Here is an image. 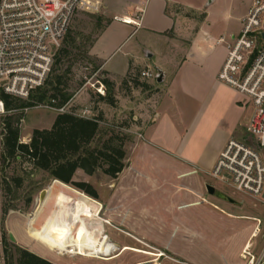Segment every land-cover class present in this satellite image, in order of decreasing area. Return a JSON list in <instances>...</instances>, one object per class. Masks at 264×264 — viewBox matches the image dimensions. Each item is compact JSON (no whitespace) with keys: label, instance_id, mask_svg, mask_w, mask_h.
I'll use <instances>...</instances> for the list:
<instances>
[{"label":"rangeland","instance_id":"374dc122","mask_svg":"<svg viewBox=\"0 0 264 264\" xmlns=\"http://www.w3.org/2000/svg\"><path fill=\"white\" fill-rule=\"evenodd\" d=\"M184 1L193 8L205 10L207 22L218 34L217 37H221L227 31L234 33L238 31L240 13H243L251 2V0H214L211 3H208L209 0ZM181 14L187 15L185 19L190 21H196L202 17L200 13L192 11H181ZM97 19L96 15L77 12L69 34L60 47L63 52L59 55L56 54L53 70H51L47 82H54L57 76L61 83L59 88L63 92L71 94V99L64 107L63 112L83 118L101 116L99 131L90 145L91 147L114 136L123 139L125 167L130 158L135 164V160L139 156V151H133V148L140 139L139 133L143 125L142 115L157 100L160 84H157L154 79L141 77V72L148 70L143 66L132 69L130 76L126 78V84H124V79L121 81L123 69L109 65L108 69L112 71L115 82L113 83L115 104L110 106L100 100V95L96 92L97 80H110V78L100 69L98 62L88 55V47L95 33L104 25L105 20ZM222 37L224 38L222 45L225 46L230 38L227 35ZM171 39L174 40L171 47L161 52V56L164 58L163 67L169 71L174 69L185 54L184 45L181 44L182 37L174 34L171 35ZM123 52L119 51L118 56L120 57ZM135 80L147 84V87H134ZM241 103L240 107L229 108L223 119V124L234 126V131L228 136L226 142L229 139H244L246 137L245 129L253 107L251 101L245 96ZM59 113H61L59 109L37 105L10 114H20L21 117V120L16 124L20 130L19 142L29 144L35 129H50ZM221 137L222 134L218 136L214 130L208 144L210 149L217 146ZM213 166L210 167L209 163L205 162L194 175L179 182L183 184L190 180L193 183L188 186L184 202L189 203L195 200L200 202L198 205L182 207L173 211L172 217L182 216L185 219H190L189 222L180 223L183 225L176 227L165 226L162 228L159 226L157 219L153 217L158 215L162 217L164 214L161 209L163 203L158 200L161 195L158 194V190H152L151 180L141 178L138 181L135 180L139 190L138 194L130 193L132 199L137 198L139 201L130 202L131 211L126 213L123 223H116L117 228L108 226L103 224L105 223L104 217L100 216L102 219L100 223L105 226V234L110 241L118 246L117 249L111 254L102 256L104 260L70 255L67 257L59 255L62 251H50L49 246L40 241L44 244L41 245L38 240L30 236L26 227L28 221L37 217V210L40 206V202L37 204V200L40 193L48 190L54 179L46 172L33 168L31 163L19 157L15 160H4L3 135L0 126V239L4 244L3 262L4 264H18V249L23 247L42 253L61 264H148L150 262H154V264H242L238 254L253 225L252 221L245 217L264 218V204L259 198L235 193L227 185L212 178L209 172ZM84 174L81 171H76L75 182L87 183ZM94 176L101 180L102 170L98 169ZM18 179L21 180L19 185L17 184ZM205 184L231 196L239 205L209 196L205 191ZM66 185L84 193L71 184ZM143 192L145 195H142ZM201 198L205 200L202 201ZM151 199L156 201L149 203ZM180 202L178 201L176 204L178 205ZM142 207H145V216L138 212V208ZM148 214L153 217H149ZM48 222L46 218L39 220V223L45 226L48 225ZM164 222L168 223L167 220ZM120 230L126 231L129 235ZM10 233L15 242L9 239ZM105 234H101L99 244L105 240ZM122 245L127 246L121 248ZM128 247L145 251L144 253L148 254L124 250Z\"/></svg>","mask_w":264,"mask_h":264},{"label":"crops","instance_id":"0c3cea01","mask_svg":"<svg viewBox=\"0 0 264 264\" xmlns=\"http://www.w3.org/2000/svg\"><path fill=\"white\" fill-rule=\"evenodd\" d=\"M85 1L89 5H85L78 12L96 15L97 20H105L88 47V55L98 62L100 69L109 76V81L115 83L112 71L108 69L109 65L123 69L121 81L132 69L141 66L150 72L161 71L163 80L158 86L160 93L157 100L142 115L140 139L133 148V151H139L135 164L130 158L128 165L114 179L103 174L101 180H98L95 173L89 176L77 170L84 174L87 179L85 181L95 191V197L83 194L99 204V215L104 217L108 226L117 228L115 224L123 223L126 213L131 211L130 202L139 201L130 197V193L138 194L139 191L135 180L145 178L152 181V190L159 191L161 197L158 200L162 201L161 209L164 211L162 217H153L150 214L148 216L157 219L162 228L183 225L180 223L185 224L190 219L172 217L173 211L195 206L200 202H184L188 186L193 183L190 180H185L186 183L183 184L179 182L194 175L205 162L210 167L215 164L228 136L234 131V126L223 124L225 114L229 108L240 107L244 98L234 89L219 82L217 74L226 57L229 42L223 46L222 36L227 35L230 38L239 32L241 20L245 17L250 3L240 13L238 31H227L217 37L218 34L207 22L205 10L193 8L184 0H151L148 3L144 0ZM181 11L200 13L202 17L190 21L185 19L187 15L183 16ZM174 34L182 37L181 44L184 45L185 54L174 69L169 71L163 67L164 58L161 52L171 47L174 41L171 35ZM119 51H124L120 57ZM214 130L218 136L222 134V137L217 146L210 149L208 144ZM155 201L151 199L149 203ZM178 201L181 202L177 205ZM138 210L145 216V207ZM29 222L26 223L28 232ZM103 224L99 225L105 234ZM120 231L127 234L126 231ZM30 236L41 241L32 234ZM106 238V242L116 245L107 235ZM124 246L127 245H122L121 248ZM25 249L53 264H61L42 253ZM59 255L70 257L63 251Z\"/></svg>","mask_w":264,"mask_h":264},{"label":"built area","instance_id":"2783aa9c","mask_svg":"<svg viewBox=\"0 0 264 264\" xmlns=\"http://www.w3.org/2000/svg\"><path fill=\"white\" fill-rule=\"evenodd\" d=\"M85 5H89L85 0H0V94L28 100L44 85L76 13ZM263 34L264 0H251L239 32L227 44L217 80L247 97L253 110L246 137L226 142L209 175L235 193L259 198L264 204ZM141 77L155 80L156 73L145 70ZM96 92L105 95L102 81L97 80ZM17 111L7 110L0 97L2 130L5 117ZM245 218L253 225L239 258L242 264H264V218ZM3 253L0 239V264H4Z\"/></svg>","mask_w":264,"mask_h":264},{"label":"trees","instance_id":"16d2710c","mask_svg":"<svg viewBox=\"0 0 264 264\" xmlns=\"http://www.w3.org/2000/svg\"><path fill=\"white\" fill-rule=\"evenodd\" d=\"M62 52L61 48L58 55ZM129 76L128 73L124 78V84ZM102 82L106 92L99 98L107 105L113 106L115 104L113 83L107 79H103ZM60 84V78L57 76L54 82L46 80L42 87L30 94L28 100L12 98L3 93L0 97L7 110L21 111L37 105L62 109L70 101L71 94L63 92L59 88ZM134 87L146 88L147 84L135 80ZM19 115L5 117L2 130L4 160H15L17 157L24 159L31 163L33 168L49 174L52 179L71 184L92 197H95V191L89 184L73 181L77 170L90 176L101 169L103 174L114 179L124 169L125 152L122 138L114 136L97 143L94 147L90 146L98 134L101 116L83 118L72 113L61 112L55 117L50 129L33 130L29 144H22L19 142L20 130L16 125L21 120ZM20 183L21 180L18 179L17 184ZM17 263L53 264L22 248L18 249Z\"/></svg>","mask_w":264,"mask_h":264},{"label":"bare ground","instance_id":"6f19581e","mask_svg":"<svg viewBox=\"0 0 264 264\" xmlns=\"http://www.w3.org/2000/svg\"><path fill=\"white\" fill-rule=\"evenodd\" d=\"M39 202L37 219L30 221L29 232L48 245L50 250L104 260L102 256L117 249L114 244L105 241L106 236L99 244L100 235L103 234L99 225L102 219L99 204L93 199L55 180L48 190L40 193ZM44 218L49 221L47 226L39 223ZM105 224L109 225L107 221ZM124 250L148 254L130 247Z\"/></svg>","mask_w":264,"mask_h":264},{"label":"water","instance_id":"95a60500","mask_svg":"<svg viewBox=\"0 0 264 264\" xmlns=\"http://www.w3.org/2000/svg\"><path fill=\"white\" fill-rule=\"evenodd\" d=\"M214 0H209L208 3H211L213 2ZM264 36V34H263ZM163 80V73L161 71H158L156 73V77H155V81L157 84H160ZM205 191L206 193L209 195V196H215L216 198L222 200V201H225L227 203H230V204H233V205H239L233 198L227 196L226 194L218 191V190H215V188L209 184H205ZM9 239L12 241V242H15V239L13 237V235L10 233L9 234Z\"/></svg>","mask_w":264,"mask_h":264}]
</instances>
